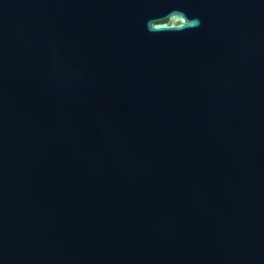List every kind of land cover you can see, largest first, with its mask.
<instances>
[{
	"label": "water",
	"instance_id": "obj_1",
	"mask_svg": "<svg viewBox=\"0 0 264 264\" xmlns=\"http://www.w3.org/2000/svg\"><path fill=\"white\" fill-rule=\"evenodd\" d=\"M0 264H264V0H0Z\"/></svg>",
	"mask_w": 264,
	"mask_h": 264
}]
</instances>
